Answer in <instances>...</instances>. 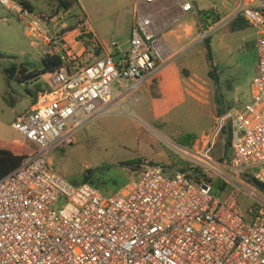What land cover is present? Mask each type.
<instances>
[{
  "label": "built area",
  "instance_id": "1",
  "mask_svg": "<svg viewBox=\"0 0 264 264\" xmlns=\"http://www.w3.org/2000/svg\"><path fill=\"white\" fill-rule=\"evenodd\" d=\"M156 1H139L126 50L114 45V53L79 66L62 29L53 34L48 19L21 0H0L47 54L65 52L63 67L48 74L52 89L13 123L37 149L0 178V264H264V194L239 179L264 166V0H242L235 14L258 34L253 100L219 116L201 149L184 152L191 170L147 162L106 195L54 169L55 148L76 144L118 91L131 92L172 60ZM182 8L198 14L190 0ZM228 124L231 156L221 162L213 151ZM209 172L240 188L227 199L216 196ZM256 179L263 180L261 173ZM239 192L255 202L247 214L237 204Z\"/></svg>",
  "mask_w": 264,
  "mask_h": 264
},
{
  "label": "rangeland",
  "instance_id": "2",
  "mask_svg": "<svg viewBox=\"0 0 264 264\" xmlns=\"http://www.w3.org/2000/svg\"><path fill=\"white\" fill-rule=\"evenodd\" d=\"M27 1L33 5L35 14L48 19L53 34L61 29L63 35L76 30L75 34L83 33L87 19L85 10L92 29L104 45L111 48L117 45L126 50L139 0H79V4L69 10L62 9L57 0ZM191 1L203 17L198 32H203L201 38L205 46L208 28L205 16H212V8L218 0ZM27 32V26L18 15L0 4V144L22 145L23 153L33 152L37 147L22 138L13 129V123L29 112L32 97L38 89H52L47 80L39 85L34 80L19 81L22 75L42 67L45 49L40 40L28 37ZM195 49H189L191 58L196 57ZM101 50L95 49L94 56H99ZM87 59L92 61L94 57L87 55ZM76 64L80 66L86 62L77 60ZM14 68L17 69L13 73ZM183 75L186 89L175 94L157 89V77L148 79L131 92L118 91L110 107L79 133L76 144L54 149L51 160L55 171L76 185L87 182L111 195L136 176L147 162L168 169L191 170L184 152L201 149L202 137L213 131L217 118L225 110L218 112L216 109L218 94L212 77L210 81L201 70L195 73L185 70ZM17 139L19 141L15 143ZM229 139L230 124L213 151L218 161L224 162L223 159L231 155L230 148L226 149ZM127 161L134 163L127 164ZM225 173L228 177L233 176L230 170ZM255 175L250 170L242 173L239 179L247 187H257L264 194V190L255 184ZM207 177L212 181L213 193L223 198L224 178L212 172L207 173ZM261 177L263 180L260 181L264 183V173ZM226 184L233 186L225 195L227 197L240 188L234 181ZM237 203L245 214L255 206L243 192H239Z\"/></svg>",
  "mask_w": 264,
  "mask_h": 264
},
{
  "label": "crops",
  "instance_id": "3",
  "mask_svg": "<svg viewBox=\"0 0 264 264\" xmlns=\"http://www.w3.org/2000/svg\"><path fill=\"white\" fill-rule=\"evenodd\" d=\"M241 1L242 0H218L212 8V16L204 15L208 19L205 42H209H206L205 46L202 45L201 35L203 32H198L199 27H202L201 24L199 26V23L203 17L199 16V13L184 12L182 6L185 0L156 1L158 23L166 26L162 37L173 55L172 60L153 77H157V89H161L164 93L175 94L177 92H182L183 89H186L183 85V72L185 70H190L195 73L201 70L208 75L207 77L210 81H212V78L214 79L215 91L218 94L216 106L218 112L225 110L224 113H226V111L231 109H243L253 100V80L257 73L256 43L258 34L254 28L247 24L246 27L233 29L236 20L241 19V21L245 22L242 18L235 17ZM25 2H27L34 11L33 5L27 0H25ZM257 3L258 1L255 2V4ZM83 13L87 18L84 25L90 23L85 10H83ZM214 17L216 21L213 20ZM133 24L129 28V34ZM76 32L77 30L74 33L66 34L65 43L67 48H71L77 54V60H80L82 63L91 61L87 59V55L91 56V58L94 57V60H96V58L100 56L114 53L115 50L113 48L101 42L99 36L92 29L91 24L89 28L83 27V33L75 34ZM85 35L89 38L87 39V37H84ZM95 41L101 43L102 49L101 54L96 57L94 56V51L100 48L94 46ZM209 47L211 51L210 58L208 54ZM191 48H196L194 51V53H196L195 58H191V55H189V49ZM46 55L52 54L46 53L45 46L42 60ZM53 55H59L62 59H65V56L62 55V51L58 50L56 54ZM84 59H86V61H84ZM41 69L42 67L37 71H41ZM33 80L36 85L41 84V82L45 80L50 84L48 74L40 75ZM46 90L47 89L37 90L36 96L32 97L29 111L36 103L38 95ZM17 141L19 140L17 139L15 143ZM216 160H218V158ZM253 172L257 174L255 175L257 178L258 173H264V166L254 169ZM228 185L229 184H225L223 187V199L229 198L225 195L228 194L233 187H229Z\"/></svg>",
  "mask_w": 264,
  "mask_h": 264
},
{
  "label": "trees",
  "instance_id": "4",
  "mask_svg": "<svg viewBox=\"0 0 264 264\" xmlns=\"http://www.w3.org/2000/svg\"><path fill=\"white\" fill-rule=\"evenodd\" d=\"M59 2V6L64 9V10H69L72 7L76 6L79 4V0H57ZM27 7H29L31 10L32 8L27 2H23ZM208 14V13H207ZM247 23L241 21V19L236 20L235 25H233V29L236 28H243L246 27ZM209 43L208 41H206ZM208 54L209 58L211 57V51L210 47L208 48ZM1 56V55H0ZM64 65V59H62L61 56L59 55H46L43 60H42V69L41 71H36L29 73L27 75H22L21 78L19 79L20 82H27L30 80H33L37 78L40 75H46L49 73H53L59 69H61ZM17 68L13 69L16 71ZM6 71H9V69H6ZM230 148V139L226 142V149ZM23 150L25 148L22 145H10V144H0V178L4 177L5 175L9 174L11 171L16 169L18 166H20L23 162V160L28 157L31 153H23ZM223 159V161H225ZM129 163L127 164H132L134 162L132 161H127ZM142 168V166H141ZM141 170V169H140ZM87 183V182H85ZM255 184L264 190V183L260 180H255Z\"/></svg>",
  "mask_w": 264,
  "mask_h": 264
}]
</instances>
